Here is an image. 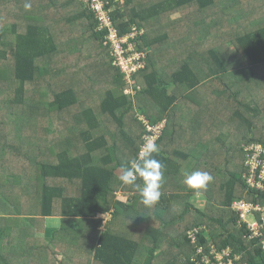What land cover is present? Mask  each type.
Returning <instances> with one entry per match:
<instances>
[{"label": "trees", "instance_id": "obj_1", "mask_svg": "<svg viewBox=\"0 0 264 264\" xmlns=\"http://www.w3.org/2000/svg\"><path fill=\"white\" fill-rule=\"evenodd\" d=\"M112 19L145 29L135 95L84 1L0 0V264H264L233 209L264 206L244 180L245 148L264 147V0H126ZM141 115L167 121L153 207L118 179L150 135ZM191 158L206 188L183 184Z\"/></svg>", "mask_w": 264, "mask_h": 264}, {"label": "built area", "instance_id": "obj_2", "mask_svg": "<svg viewBox=\"0 0 264 264\" xmlns=\"http://www.w3.org/2000/svg\"><path fill=\"white\" fill-rule=\"evenodd\" d=\"M118 1L121 0H84L97 20V31L104 32V44L110 47L114 65L120 67L126 80L128 79L127 82H133L136 74L147 66L148 53L140 49L145 31L134 26L125 34L120 32L112 19V7ZM143 121L150 133L146 136V140L151 139L157 143L163 135L167 121L157 126H152L145 118ZM245 150L247 152L245 167L248 168V172L244 175V180L249 188L247 193H252V190H264V147L252 144ZM233 209L238 214V225L247 227L249 240L259 241V246L264 252V206L249 200H237L233 203ZM111 218L112 212L107 213L104 217V225ZM192 236L194 235L190 237ZM199 253H202V250H199ZM215 261L213 263L205 258V264H239L241 257H232L231 251L228 250L217 254Z\"/></svg>", "mask_w": 264, "mask_h": 264}, {"label": "clouds", "instance_id": "obj_3", "mask_svg": "<svg viewBox=\"0 0 264 264\" xmlns=\"http://www.w3.org/2000/svg\"><path fill=\"white\" fill-rule=\"evenodd\" d=\"M158 152L159 148L153 140H145L136 156L121 165L122 172L118 176L122 184L138 189L141 202L146 207L156 205L162 195L160 189L164 180V165L155 158L154 154ZM211 180L208 172L195 170L184 175L183 184L190 190H200L206 188Z\"/></svg>", "mask_w": 264, "mask_h": 264}, {"label": "rangeland", "instance_id": "obj_4", "mask_svg": "<svg viewBox=\"0 0 264 264\" xmlns=\"http://www.w3.org/2000/svg\"><path fill=\"white\" fill-rule=\"evenodd\" d=\"M82 1H84V0H82ZM84 4L87 6V7H89V5L87 4V2H84ZM126 4V0H121L120 2L118 1V2H115L114 3V5H113V7H112V10H115L116 8H119V5H122V6H124ZM181 16H183V14H182V12H175V13H173L172 14V17L173 18H178V17H181ZM95 17V16H94ZM96 19V18H95ZM136 26V25H135ZM137 27V26H136ZM96 31H97V29H96ZM144 31H145V29H144ZM174 36H176V35H174ZM144 40V39H143ZM140 41H142V40H140ZM142 43V42H141ZM226 48H228V49H230V50H232V52L233 51H235V47L233 46V44L232 43H229V44H226ZM151 48H149V50H150ZM103 56H99V58L101 59ZM128 80V79H127ZM128 84H129V86H127V93L128 94H133V95H135L137 92H136V90L134 89V87H135V84H136V79L133 81V82H127ZM140 114V113H139ZM140 116V115H139ZM143 118H145V117H142V115H141V119H143ZM14 125V124H13ZM18 127V126H17ZM19 129V128H18ZM195 161L193 160V159H190L189 160V162L185 165V167H184V170H185V172L186 173H188L192 168H193V166L195 165ZM241 177V176H240ZM129 195V196H128ZM132 195V194H131ZM131 195L130 194H128V192H119L118 193V197H119V200H121V201H123V202H126V203H130V198H131ZM130 197V198H129ZM199 197H197V198H192L191 199V201H192V203H195V199H196V204L198 205V206H200L201 207V205H202V209H204V210H206V203H202L201 201H202V199H200V198H202V197H200L199 199H198ZM107 221V220H106ZM110 222V220H108L107 221V223H109ZM71 226V225H70ZM47 230V235L48 236H50L51 235V233L53 232V231H48V229H46ZM43 236L46 238V237H48V236H46L44 233H43ZM61 258V257H60Z\"/></svg>", "mask_w": 264, "mask_h": 264}, {"label": "crops", "instance_id": "obj_5", "mask_svg": "<svg viewBox=\"0 0 264 264\" xmlns=\"http://www.w3.org/2000/svg\"><path fill=\"white\" fill-rule=\"evenodd\" d=\"M191 159H193V158H191ZM194 198H196V197H194ZM193 204L196 205V199H195V203H193ZM44 223H45V229H48V231H58L62 226V217H55V216L54 217H46V218H44Z\"/></svg>", "mask_w": 264, "mask_h": 264}]
</instances>
